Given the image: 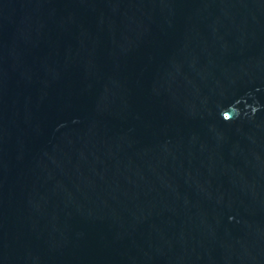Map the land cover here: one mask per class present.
<instances>
[{
    "label": "water",
    "instance_id": "water-1",
    "mask_svg": "<svg viewBox=\"0 0 264 264\" xmlns=\"http://www.w3.org/2000/svg\"><path fill=\"white\" fill-rule=\"evenodd\" d=\"M0 264H264V0H0Z\"/></svg>",
    "mask_w": 264,
    "mask_h": 264
},
{
    "label": "clouds",
    "instance_id": "clouds-1",
    "mask_svg": "<svg viewBox=\"0 0 264 264\" xmlns=\"http://www.w3.org/2000/svg\"><path fill=\"white\" fill-rule=\"evenodd\" d=\"M239 103V101H237L235 104L229 106L230 107V110L228 109H224L222 110L221 112V115H222V118L225 120V121H230L233 119V114L235 113L236 116H239V109L238 107L236 106L237 104ZM256 111V108H252V112L254 113Z\"/></svg>",
    "mask_w": 264,
    "mask_h": 264
}]
</instances>
